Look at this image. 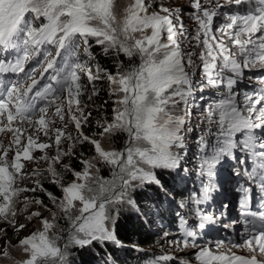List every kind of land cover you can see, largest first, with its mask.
Returning <instances> with one entry per match:
<instances>
[{
  "label": "snow or ice",
  "instance_id": "1",
  "mask_svg": "<svg viewBox=\"0 0 264 264\" xmlns=\"http://www.w3.org/2000/svg\"><path fill=\"white\" fill-rule=\"evenodd\" d=\"M94 46L114 61V72L94 63ZM257 68L264 69V0H187L175 7L168 0H0V136L7 139H0V221L19 233L27 224L16 217L33 204L40 209L24 216L36 218L38 227L15 245L5 240L0 260L73 264L74 250L93 243L123 247L116 224L125 211L140 213L138 197L152 186L168 196L158 173L180 170L184 156L177 149L185 147L197 88L225 94L205 110L209 127L199 140L198 173L208 182L192 202L210 199L217 166L238 159L237 151L252 161L249 178L264 194V75L248 77L257 85L251 91L235 90L244 69ZM104 80L111 116L96 119L89 135L93 112L108 103H94L97 82ZM84 144L93 154L80 153V170L64 163L76 159V147ZM41 162L46 167L28 168ZM68 173L72 179L65 182ZM41 177L60 195L48 191ZM37 191L51 204L39 197L20 200ZM260 209L243 213L251 219L244 220L242 243L200 245L184 215L177 217L181 238L168 239L167 232L164 238L173 249L194 250L196 264H264V199ZM196 215L200 229L216 222L199 207ZM174 259L163 254L146 264Z\"/></svg>",
  "mask_w": 264,
  "mask_h": 264
},
{
  "label": "rangeland",
  "instance_id": "2",
  "mask_svg": "<svg viewBox=\"0 0 264 264\" xmlns=\"http://www.w3.org/2000/svg\"><path fill=\"white\" fill-rule=\"evenodd\" d=\"M168 2L171 3L172 6L174 7L180 4H185V5L187 4V0H168ZM185 11L186 12L191 11V9L186 7ZM185 24L186 25L191 24V21L188 20L187 16H185ZM93 48L99 49V52H101L98 46H94ZM109 59L110 61L114 62L111 58ZM94 63H99V62L95 60ZM113 66L115 71L116 70L115 65ZM258 75H264V69H259V68L244 69V78L239 81L238 87L235 89L236 92L239 94L243 91H251L257 85L255 84V80H253V83H249L248 77L254 78L255 76ZM195 79L196 81H200L201 78L199 74H197ZM101 82L104 83L105 86V94H102V96L106 101H108V103H110L111 101L109 100V96H108V82L106 80ZM198 90L199 88L196 89V94H195V101L197 106L192 112V117L187 123L184 133L185 147L183 150L177 149V151H180L181 155L184 156V160L181 164L180 170L179 172L172 170V171H163L162 173H158V178L160 179V181H162L161 180L162 178L165 180L167 177H170L168 182L171 186L169 189H166L168 192V196L165 197L163 194V190L157 188L156 186H152L148 189L153 190L154 188H157L159 190L160 192L159 196L162 197L161 202L163 203L164 208L168 209L169 206L173 205L176 207L177 212L183 213V215L189 221V225L193 228L194 231L197 232L196 242L198 244L203 245L207 243L214 248L216 241H220V240H223L225 244H228L229 242L237 243V244L242 243L243 238H246L245 237L246 226L244 224V220L246 218L251 219V217H245L243 213L248 210L257 211L256 207L248 208V206L243 201V199L246 196L247 192H255L256 195H264L259 191L256 180L249 178V173L252 171L253 164L250 159L246 160V153L237 151L236 155L238 159H226L220 165L217 166V175L213 178V183L215 182L217 184H216V189L210 193V198H211L210 202H204L198 206L201 209H204L205 213L213 215L215 217V221H216L215 223H211V224L206 223L205 228L200 229L198 227L199 224L198 217L194 214V212L191 209H188L186 207L183 208L180 207L182 203L180 200H177V198L173 193V192H178V190H187L190 192L197 190V184H196L197 180L200 181L201 184H206L208 182L207 177H201L198 173V168L200 164L199 140L200 137L205 136L207 134V130L209 127V122L205 118L206 116L205 110L209 107V105H214L220 98H223L225 92L221 95V94L212 93V91L214 90H205L203 93H200V91ZM201 95H203V100L200 99ZM84 100L85 102H87L86 96L84 97ZM99 116H100L99 113L96 115L95 119L92 116L93 128H95L94 127L95 120L98 119ZM56 126L59 125L57 124ZM94 131L95 129L94 130L90 129L87 134L91 135L92 132ZM213 131H215V129H213ZM257 135H259V131H257ZM0 139H4L5 143H7V139L5 137L0 136ZM115 144L117 147H119L122 144V141L118 143L115 142ZM63 146L65 148L67 147V141L64 142ZM75 151L77 153V158L76 159L65 158L64 163L72 164V160L79 161L81 152L84 153L85 158L93 154L92 149L88 144H84L83 146H77ZM54 153H55L54 149L49 150V155H53ZM195 153H198L199 157L194 163L192 158L196 156ZM40 154L41 153L39 152L36 153V155H40ZM240 161H245V162L241 163ZM77 163L79 164V162ZM33 167H46V164H44L43 162H41L38 165L28 164L29 169ZM81 167L82 165H80V168ZM184 169H187L188 171L185 172ZM104 174L107 175V172L105 171ZM43 179L44 178L41 177V180ZM64 179L65 182L70 181L72 179L71 174L70 173L65 174ZM24 183L27 184L29 187L32 186L31 180H27ZM143 194H145V192ZM24 196L37 197L32 192H26L21 194L20 196L21 201L23 200ZM141 196L142 195L138 197V200L141 198ZM193 198L194 196H190L189 200H192ZM154 203L155 200L153 201V204ZM48 204L50 205L51 202L49 201ZM22 207H23L22 203L17 204L18 211ZM36 210H40L39 206L33 204L29 207L27 212L23 213L22 215H18L16 217L17 223L27 224V227L24 230L20 231L19 233H17L11 227V225L0 221V229H5V226L8 225L10 227V230L12 231L11 234H9L8 232L6 235L0 234V246L3 245L5 240H10L11 243L15 245L18 243L19 238H22L28 235L31 231L35 230L38 227V220L34 218L31 222H28L24 219V216ZM166 211L169 212V210ZM43 214L45 216L49 215L47 212H44ZM136 216L145 217V215L142 212L132 213L125 211V213L119 219L118 223L121 222L123 218H125L126 220L127 218H132ZM225 225H231V227H225ZM151 228H152L151 236H155L157 240L162 241L161 246L157 245L156 242L150 243L147 246L146 252L152 253L150 254L151 258L163 254H171L172 256L175 257V259L173 261L166 262L167 264H180L181 260H188L191 261V264H196L194 260V255L190 254L194 250L185 249L183 251H180L173 249L167 243V239L164 238V233L167 232L170 234L168 239H180L182 234L179 232V229L162 224H157V226L152 225ZM104 244L105 243H93V245L91 246H96V245L100 246ZM139 246H141L142 248V245ZM152 247H159V250L153 252ZM10 251L11 254L17 259L22 258L18 250L10 249ZM233 251H235L238 255H245V256L251 255L249 252L242 249H233ZM75 254H76V250H74L72 258L75 256ZM147 255L150 256L149 254ZM0 264H11V262L7 260H0Z\"/></svg>",
  "mask_w": 264,
  "mask_h": 264
},
{
  "label": "trees",
  "instance_id": "3",
  "mask_svg": "<svg viewBox=\"0 0 264 264\" xmlns=\"http://www.w3.org/2000/svg\"><path fill=\"white\" fill-rule=\"evenodd\" d=\"M92 51L96 57V61L99 62V64L103 68H106L111 72L114 71V62L110 61L109 58L103 56V54L99 52V49L93 48ZM96 86L100 89V95L94 98V103L97 107H99L106 101L102 96V94H105V86L104 83H102L101 81L97 82ZM224 92L225 90L222 88L212 91V93L221 95ZM111 109V102L107 103V105H105L104 110L93 112V118L95 119L98 113L100 114L99 118L101 117V115H107L109 117L111 114ZM91 129L94 130L95 128L92 127ZM120 141L122 140L117 139L115 142L118 143ZM195 155L196 156L192 158L194 163L199 157L198 153H195ZM77 162V160H72V165L74 168L79 170L80 164H78ZM169 179L170 177H167L165 180L163 178L161 179V182L164 185V189L170 188L171 185L168 182ZM41 181L48 191L53 192L57 196L60 195V191L58 188H56L55 185L49 183L46 179H43ZM196 184L197 190L193 192L187 190H178V192H173L177 200H180L181 203L186 204V208L191 209L195 215L196 208L199 205H195L192 200L189 199L190 196H194V198L198 197L201 194L204 186V184H201V182L198 180L196 181ZM34 194L40 199L44 200L46 204L49 203L48 197L44 193L37 191ZM159 195L160 192L157 188H154L153 190L147 189L145 194H142L141 198L138 200V204L141 209L140 212H142L145 217L136 216L132 218H127L126 220L125 218H123L122 221L116 225V233L118 239L122 242L123 247H117L109 242L100 246L96 245L85 247L83 249H78L76 250L75 256L72 258L73 264H146V261L151 258L150 254H152L146 252L147 246L153 242H156V244L159 246L162 245L161 240H157L155 236H151V226H157V224H162L178 229L177 217L178 215H183L182 212H177L176 207L173 205L169 206L168 209L164 208L163 203L161 202L162 197H160ZM210 199L206 202H210ZM154 200L155 203L153 204ZM166 210H169V212H167ZM202 210L205 212L204 209ZM5 229H7V232L9 234L12 233L8 225L5 226ZM139 245H142V248ZM137 249H143V251H138ZM152 249L153 252H156L157 250H159V247H152ZM147 254H149L150 256H148Z\"/></svg>",
  "mask_w": 264,
  "mask_h": 264
}]
</instances>
